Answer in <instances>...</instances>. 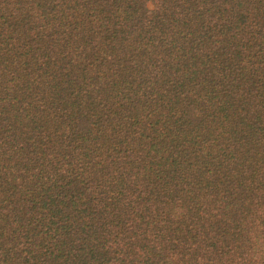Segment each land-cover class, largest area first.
<instances>
[{"label":"trees","instance_id":"obj_1","mask_svg":"<svg viewBox=\"0 0 264 264\" xmlns=\"http://www.w3.org/2000/svg\"><path fill=\"white\" fill-rule=\"evenodd\" d=\"M0 264H264V0H0Z\"/></svg>","mask_w":264,"mask_h":264}]
</instances>
